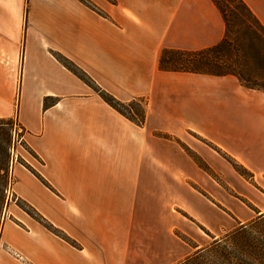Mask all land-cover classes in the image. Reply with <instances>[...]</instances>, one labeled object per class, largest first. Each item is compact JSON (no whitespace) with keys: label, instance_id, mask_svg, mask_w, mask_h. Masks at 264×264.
I'll return each instance as SVG.
<instances>
[{"label":"crops","instance_id":"obj_1","mask_svg":"<svg viewBox=\"0 0 264 264\" xmlns=\"http://www.w3.org/2000/svg\"><path fill=\"white\" fill-rule=\"evenodd\" d=\"M88 1L93 7L0 0V118H11L16 104L33 154L26 161L44 181L14 165L12 193L73 242L18 210V222L1 224L0 264H176L264 213L263 198L249 186L232 188L257 211L208 181L177 144L150 136L172 134L209 163L215 157L187 139L188 131L234 155L226 146L248 130L250 116L261 114L264 122L263 99L235 76L157 67L163 49L197 51L223 39L211 0ZM242 1L264 27V0ZM52 53L119 101L144 99V126L119 115ZM174 207L181 212L177 227L193 245L178 246L154 228Z\"/></svg>","mask_w":264,"mask_h":264},{"label":"trees","instance_id":"obj_2","mask_svg":"<svg viewBox=\"0 0 264 264\" xmlns=\"http://www.w3.org/2000/svg\"><path fill=\"white\" fill-rule=\"evenodd\" d=\"M85 4L83 0H79ZM219 11L225 26L223 39L215 46L197 50H161L158 59V69L164 72L191 73L210 76L233 75L230 70V62L238 50L232 47L236 39H231L233 29L241 34L253 38L264 44V27L242 0H211ZM88 6V5H87ZM233 52H235L233 54ZM239 52V51H238ZM241 53L239 64L246 63L244 53ZM53 58L67 70L77 76L85 85L91 88L109 107L117 113L141 127L144 124V109L141 108V116L138 120L128 116L124 109L125 103L116 99L95 82L73 62L59 53H52ZM236 57V56H235ZM253 86H245L247 89H257L264 95V79L258 74L252 78ZM137 104V103H136ZM138 105V104H137ZM9 120L0 119V196L9 184L8 165L10 161V149L13 144ZM218 154V148L207 143ZM9 159V161H8ZM199 168L202 169L200 165ZM206 171V169L203 167ZM44 184V181L31 170ZM8 178V179H7ZM20 209L30 218L37 221L47 231L64 241L73 244L61 231L47 222L30 205L22 202ZM177 264H264V213L254 219L237 226L224 236L213 241L205 247L196 250Z\"/></svg>","mask_w":264,"mask_h":264},{"label":"rangeland","instance_id":"obj_3","mask_svg":"<svg viewBox=\"0 0 264 264\" xmlns=\"http://www.w3.org/2000/svg\"><path fill=\"white\" fill-rule=\"evenodd\" d=\"M83 2L86 5L93 7V5L88 0H83ZM231 39H236L232 43V47L238 50L239 52L238 51L237 53L233 52V54L235 53L236 57L233 56L232 62L229 61L230 70L234 74H236L235 77L238 79L240 85L244 87L245 89H247L245 86H253V84L251 83V80L252 78H255L257 74L259 78L264 79V44L261 42L255 41L253 40V38H249L248 36L244 34L239 33L237 29H233ZM240 52L244 53L245 55V59H246L245 64L244 63L239 64V61L242 59ZM60 65L63 67L62 64ZM75 77L79 79L77 76ZM89 89L93 91L91 88ZM248 90L257 92L258 96H261V98L263 99L262 102H264V97H263L264 95L261 91L257 89H248ZM123 103H125L126 105L124 112L128 116L134 118V120H138L140 118L141 108H143L144 109V122H145L146 101L144 99L134 98L128 101H124ZM262 106H263L262 108L264 109V103H262ZM11 110H12L11 118H8L5 120H9V122H11L10 123L11 131L14 130V125H15V133H14L15 135L14 136L17 137L15 140L18 143L14 142V144H12V147L10 149V161L8 159L9 165L7 166L8 173H9L8 175L9 184L7 185L6 190L3 192V194H1L3 196L2 197L0 196V227H1L2 222L5 221V219H11L15 222H18L14 217L15 215L14 213H16L18 210H21L20 206L23 205V203L17 200L12 193V184H13L12 166L21 165L23 168L27 169L32 174H34L31 171L33 170V168L26 161V159L33 161V159L30 157V155H33V154L23 143V139H22L23 129L18 123V119L16 115L17 109H16L15 103H13ZM263 114H264V111H263ZM129 122L138 128H142L144 126L143 124V126L139 127L135 125V123L131 121ZM248 122H249L248 130L243 129V130L237 131L236 134H238V136L235 139L234 143L226 146L228 149L233 151L232 153H234V155H231L229 152L221 148H218L221 152L218 154L216 151L213 150L212 147H209L208 144H206V142L211 143L206 138H203L191 131H188L185 134V137L187 139H189L191 142H194V143H197L203 146L206 150L210 152V154H212L215 157V162L209 161V163L203 161V159H201V157H199L197 153H195L192 149H190L187 145H185L178 137L172 134L162 132V131H152L150 136L154 138H158V139L171 141L177 144L182 149V151L191 158L193 163L198 168H199L198 165L202 167V169L201 168L199 169H201L202 171L206 173V178L208 181L215 183V185L218 188L223 190L226 196L234 197L238 201H240L243 205H245L247 208H249L250 210L257 211V208L255 207V205L248 202L246 199L242 198L241 196L237 195L236 192L232 188V185L236 182L237 184H245L249 186L252 190H254V192L257 195H259L260 198H263L264 200V130H263L264 122L262 121L261 114L259 115L254 114V116L251 115L250 118L248 119ZM18 127L21 129V132L19 134H17ZM145 136H147V132ZM212 146L214 145L212 144ZM21 155L24 156V158ZM203 167L206 169V171L203 169ZM163 213L165 214L164 218L161 217V219H158L157 221L154 220L155 223L158 222V224L156 225L154 224V228L157 227L161 231V233L168 231L170 233V236L175 239L178 246L182 244V242L186 243L187 245H193L194 243L191 241L190 239L191 237L189 233L183 232L178 228L179 220H182L181 215H180L181 212L177 208L174 207V209L169 210L168 212H163ZM185 223L188 224L189 226H192L186 220H185ZM147 226H149L148 220H145V227ZM180 226L182 227L181 224ZM194 228L195 227H193V229ZM188 230L192 232L190 229ZM232 230L224 232V234L220 235L219 237L215 239L221 238L222 236H224L225 234H227L228 232ZM192 233L190 234L192 235ZM212 241L213 239L212 240L208 239V243L205 246L210 244ZM183 259H180L178 262L182 261Z\"/></svg>","mask_w":264,"mask_h":264},{"label":"built area","instance_id":"obj_4","mask_svg":"<svg viewBox=\"0 0 264 264\" xmlns=\"http://www.w3.org/2000/svg\"><path fill=\"white\" fill-rule=\"evenodd\" d=\"M20 132H21V129L18 127L17 128V134H19ZM14 133H15V125H14V130L11 131L12 137L14 138L13 139V144H14V142H16L15 139L17 138L16 136H14L15 135ZM17 141H19V140H17ZM16 143H18V142H16ZM11 254L13 255V257H15L17 259H20V256L18 254L12 253V252H11Z\"/></svg>","mask_w":264,"mask_h":264}]
</instances>
